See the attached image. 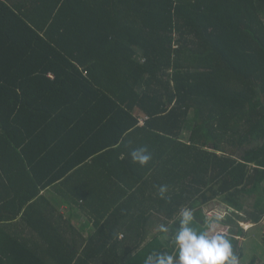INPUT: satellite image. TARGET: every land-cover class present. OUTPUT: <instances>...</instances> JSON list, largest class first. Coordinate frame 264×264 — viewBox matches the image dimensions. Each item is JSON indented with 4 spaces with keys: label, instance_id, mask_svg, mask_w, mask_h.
I'll list each match as a JSON object with an SVG mask.
<instances>
[{
    "label": "trees",
    "instance_id": "16d2710c",
    "mask_svg": "<svg viewBox=\"0 0 264 264\" xmlns=\"http://www.w3.org/2000/svg\"><path fill=\"white\" fill-rule=\"evenodd\" d=\"M80 202L83 247L58 215ZM213 204L244 260L241 223L264 222V0H0V264H144L171 251L145 236Z\"/></svg>",
    "mask_w": 264,
    "mask_h": 264
},
{
    "label": "clouds",
    "instance_id": "9594fccd",
    "mask_svg": "<svg viewBox=\"0 0 264 264\" xmlns=\"http://www.w3.org/2000/svg\"><path fill=\"white\" fill-rule=\"evenodd\" d=\"M133 163L146 167L152 160V153L146 146L138 147L129 153ZM168 186L161 185L160 198H166ZM175 227L160 223L158 231L162 241H168L171 251H156L149 255L144 264H242V257L236 252L229 235L220 231L224 215L209 214L197 221L196 210L183 206L177 213Z\"/></svg>",
    "mask_w": 264,
    "mask_h": 264
},
{
    "label": "crops",
    "instance_id": "0c3cea01",
    "mask_svg": "<svg viewBox=\"0 0 264 264\" xmlns=\"http://www.w3.org/2000/svg\"><path fill=\"white\" fill-rule=\"evenodd\" d=\"M141 118H143V117L142 116L138 117L139 126H142L143 123H144V122L143 123L140 122ZM190 118H192V117H190ZM192 128H193V124H191V123L190 124L187 123L185 125L184 131H183L182 140H184V136L186 135V132L189 133V135H190ZM187 140H184V141H187ZM88 149L89 150H96V149H99V148L97 147V145H91V146L88 147ZM110 194L113 195V192L111 191ZM44 196L48 200H50V202H55L56 203V201L59 200V196L53 194V192H50V191H47L46 193H44ZM81 205H82V202L79 203V207L74 206L72 209H70L66 205H61L58 208V215L61 216V222H59V223H61L62 226L64 227V230L66 231L67 236L68 237H70V235L73 236L76 239L77 245L83 247V246H85V244L82 241L83 240L82 237H84V238L88 237L89 234L94 233L97 228L95 227L96 226L95 219L92 218V216L90 214V211L89 210L84 211L81 208ZM134 212L136 213V211L133 210V209H132V211L129 212V208H125V209H123L121 211L122 214L123 213H126V214L127 213H134ZM126 224L128 225L129 223L126 222L125 225ZM125 225H124V227H122V228L120 227L119 228L121 230V231L119 230V239H123L124 232L127 231V228L125 227ZM71 227L73 229H75L73 234L69 230V229H71ZM151 227H149V228L151 229ZM157 232H159V231L157 230V231L150 232V234L148 236H145V237L153 239V237L156 236ZM148 238H145L143 240L142 244L140 245V248L146 247V244H148ZM133 256L134 255H131L130 258H132ZM125 261H128V260H125Z\"/></svg>",
    "mask_w": 264,
    "mask_h": 264
},
{
    "label": "rangeland",
    "instance_id": "374dc122",
    "mask_svg": "<svg viewBox=\"0 0 264 264\" xmlns=\"http://www.w3.org/2000/svg\"><path fill=\"white\" fill-rule=\"evenodd\" d=\"M189 133L186 132V135L184 136V140H187L189 138ZM215 211L214 213H212ZM205 214L208 216L209 214L213 216L217 215H224L225 217L228 215L227 208L224 205H216L213 204L211 207L205 209ZM241 226L243 229L248 233V236L246 237L245 241L241 239V243H244V249H245V256L244 260H242V264H248L251 261V257L257 256L258 264H263L264 260V244L260 242L259 234L261 232V228L264 227V222L258 226L261 228H253V225L241 223Z\"/></svg>",
    "mask_w": 264,
    "mask_h": 264
},
{
    "label": "built area",
    "instance_id": "2783aa9c",
    "mask_svg": "<svg viewBox=\"0 0 264 264\" xmlns=\"http://www.w3.org/2000/svg\"><path fill=\"white\" fill-rule=\"evenodd\" d=\"M50 77H52V78H53V76H52V75H50ZM144 119H146V118H142V119H140V122H141V123H143V120H144ZM214 212H215V211H213L212 213H214ZM224 215H225V214H224ZM215 216H216V215H215Z\"/></svg>",
    "mask_w": 264,
    "mask_h": 264
}]
</instances>
